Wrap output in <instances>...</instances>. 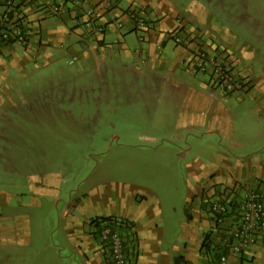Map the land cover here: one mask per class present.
<instances>
[{
    "label": "rangeland",
    "instance_id": "obj_1",
    "mask_svg": "<svg viewBox=\"0 0 264 264\" xmlns=\"http://www.w3.org/2000/svg\"><path fill=\"white\" fill-rule=\"evenodd\" d=\"M180 1L181 5L190 2ZM195 1L200 7L192 9L200 17L207 13L208 23L221 30L235 55L241 54L255 68V82L253 72L234 70L235 60L224 48L213 54L203 48L204 57L193 51L197 70L187 65L164 68L156 73L162 82L158 89L128 88L121 98L106 88H89L88 95L63 98V86L77 81L74 64H67L72 59L68 54L60 62L59 56H53V67L46 69L34 71L28 66L22 73L13 68L7 71L13 77L8 83L20 97L28 95L27 83L35 82L37 103L29 114L31 120L4 122L5 131H21L17 143L29 151L20 154L18 161L21 165L30 161V165L26 176L5 174L19 184L17 198L11 199L10 210L0 221V264H60L50 236L57 232L56 241L65 240L59 235L64 203L78 219L104 217L126 209L116 192L126 194L125 198L133 193L138 200L146 197L150 208L159 204L167 212L173 207L181 215L186 197L195 202L203 197L205 204L214 199L213 190L223 191L224 165L253 164L255 157L264 163V0ZM177 20V34L167 36L172 40L183 29ZM207 57L217 66L219 62L224 73L214 75ZM197 71L207 74L217 89L200 87L208 77ZM221 77L227 81L223 88ZM252 84L256 86L250 90ZM44 107V113L38 111ZM23 110L24 106L19 113ZM4 111L16 112L7 107ZM215 115H226V131L207 134ZM260 181L264 185V178ZM0 190H10L7 181L3 180ZM12 206H16L13 213ZM88 225L94 228V223ZM198 235L203 237L199 231ZM245 264H264V246Z\"/></svg>",
    "mask_w": 264,
    "mask_h": 264
},
{
    "label": "crops",
    "instance_id": "obj_2",
    "mask_svg": "<svg viewBox=\"0 0 264 264\" xmlns=\"http://www.w3.org/2000/svg\"><path fill=\"white\" fill-rule=\"evenodd\" d=\"M3 1L0 0V4ZM61 1L64 0H45L47 3ZM106 3L105 0H85V5L94 8L99 18L98 24L104 27L101 34L86 31L80 23L72 19L69 7L61 18H52L51 22L39 8L27 11L32 33L26 45L9 44L0 47V186L5 180L11 190H0L1 222L4 214L10 210L11 199L17 198L16 189L19 184L15 183L14 179H7L5 174L15 172L20 176L22 172L26 176L25 169L30 165V161H23L22 165L18 161L20 154H28L29 151L28 147L17 143L21 131H5L4 122L19 118L31 120L29 114H33L37 103L35 82L27 83L25 88L28 95L20 97L21 93L8 83L9 80L12 83L13 78L7 73V71L11 73L10 68H13V72L22 73L31 66L35 68L34 71H38L40 68L53 67L50 61L53 56H59L60 62L68 54L72 59H69L67 64H74L73 70L77 81L63 86L64 92L61 93L63 98L88 95L85 90L89 88H92V91L102 88H106L107 91L115 90L119 98L126 97L125 92L128 88L144 85L156 90L162 84L156 75L159 70L164 68L172 70L174 66L182 65L184 67L187 65V69L193 70L197 61L193 59L192 52L203 48L205 52L212 54L213 50L222 53L220 50L224 48L235 60V71L254 74L256 72L253 66L246 63L245 57L241 54L235 55L234 49H231L227 40L219 33L221 30L208 23L207 13L204 12L205 18L200 17V12L192 9L193 6L200 7L195 0H190L188 5H181L180 0H111L109 6ZM130 10H135L145 17L147 23L143 30L134 29L132 21L126 14ZM177 19L181 20L179 26L183 28L177 35L181 39V45H175L173 40L167 37L168 34H177L176 30L174 32ZM119 24L122 28H118ZM197 72L196 74L203 75L206 79L208 77L207 83L203 82L206 85L200 84V87L217 89L209 81L210 77L207 74ZM256 74L254 82L257 80ZM255 86L256 84H252L250 90ZM21 105L26 110L19 113L23 107ZM4 107L16 112L6 113ZM45 110L46 107L38 111L44 113ZM226 119V115L213 116L206 133L226 131L223 123ZM212 121H216L217 124L212 125ZM245 158L246 156L238 159ZM221 170H223L221 180L225 181L222 186L230 200L240 197L238 193L241 186L264 190V185L260 183L261 178H264V163L257 157L253 164L233 161L224 165ZM255 181L258 183L255 184ZM218 193L220 192L213 190V195ZM115 194L119 196L114 197L119 202L125 201L126 209L123 213L104 217L92 215L95 217L81 216L82 218L78 219L77 215L70 213L69 206L64 203L60 214L64 225L60 228L59 235L65 240L56 241V230L53 231L56 233L50 236L51 248L58 250L55 255L60 264H110L107 248L99 240L100 228L94 225L91 229L88 225L94 219L107 217L122 218L130 223L129 227L119 232L124 241L129 264H216L217 258L215 256L212 258L202 246L211 228L210 213L207 204H203V197H200L198 202L189 199L190 196L186 197L179 219L178 212L173 207L166 212L159 204V208H150L144 196H140L138 200L137 194L131 193L127 198L126 194L120 192ZM15 208L16 206L11 207L12 213ZM197 230L203 233L202 238H199ZM263 246L264 242H261L242 254L231 256L228 264H245L248 259L253 261L254 251Z\"/></svg>",
    "mask_w": 264,
    "mask_h": 264
},
{
    "label": "built area",
    "instance_id": "obj_3",
    "mask_svg": "<svg viewBox=\"0 0 264 264\" xmlns=\"http://www.w3.org/2000/svg\"><path fill=\"white\" fill-rule=\"evenodd\" d=\"M109 6L111 0H105ZM114 1V0H112ZM67 7L71 9L72 19L90 32L103 33L104 27L98 24V16L94 8L85 5V0H64L61 2L47 3L45 0H4L0 4V47L9 44L25 45L32 33L26 14L28 10L41 8L49 18H61ZM132 21L135 30H143L146 27L145 17L135 10L126 12ZM122 28V25H118ZM174 43L181 44L179 37L174 38ZM204 57L201 49H196ZM209 57H207V61ZM212 63L214 75L224 73L222 66ZM226 66V65H225ZM203 71L204 69H200ZM226 70V68H225ZM226 75V79H227ZM223 88L227 81L220 78ZM240 191V190H239ZM236 200L228 199L226 192L220 191L214 194V199L208 200L207 208L210 213L211 228L208 230L209 253L217 258L216 264H228L229 258L246 252L250 247L264 242V190L257 188L247 189L241 186ZM116 223L103 222L99 225V240L107 248L110 264H129L126 256L124 241L120 235ZM122 226V225H121Z\"/></svg>",
    "mask_w": 264,
    "mask_h": 264
},
{
    "label": "trees",
    "instance_id": "obj_4",
    "mask_svg": "<svg viewBox=\"0 0 264 264\" xmlns=\"http://www.w3.org/2000/svg\"><path fill=\"white\" fill-rule=\"evenodd\" d=\"M117 220L115 219H111L110 217H107V218H98V219H94L91 221V224L94 223L95 227H99L100 223H103V222H108L109 224L111 223H116ZM117 226L119 227V229H121L123 226L124 227H129L130 223L127 222V221H124V220H121V221H118L117 222ZM122 225V226H121ZM208 238L209 236L206 235L204 239H207V240H204V242L202 243V246L205 247V251L207 250V252L209 253V241H208ZM208 241V242H207ZM215 256V255H214ZM218 258V257H217ZM217 261V260H216Z\"/></svg>",
    "mask_w": 264,
    "mask_h": 264
}]
</instances>
